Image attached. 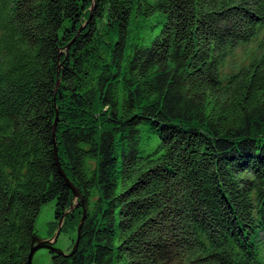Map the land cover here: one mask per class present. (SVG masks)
I'll return each mask as SVG.
<instances>
[{"label":"trees","instance_id":"16d2710c","mask_svg":"<svg viewBox=\"0 0 264 264\" xmlns=\"http://www.w3.org/2000/svg\"><path fill=\"white\" fill-rule=\"evenodd\" d=\"M50 200L53 264H264V0H0V264Z\"/></svg>","mask_w":264,"mask_h":264},{"label":"rangeland","instance_id":"374dc122","mask_svg":"<svg viewBox=\"0 0 264 264\" xmlns=\"http://www.w3.org/2000/svg\"><path fill=\"white\" fill-rule=\"evenodd\" d=\"M55 201L50 200L41 205L35 219V234L38 238L51 239L57 233L54 246L63 253L71 250L72 239L75 237L73 226L66 225V221L60 222L54 215ZM66 228V230H64ZM32 264H53L52 254L46 248L37 249L32 256Z\"/></svg>","mask_w":264,"mask_h":264},{"label":"water","instance_id":"95a60500","mask_svg":"<svg viewBox=\"0 0 264 264\" xmlns=\"http://www.w3.org/2000/svg\"><path fill=\"white\" fill-rule=\"evenodd\" d=\"M91 11H92V7H91ZM91 11H90L89 17H91ZM86 22H88V20ZM86 22L78 29L77 34L82 29V27L86 24ZM74 39H75V37L73 38V40ZM69 45H70V42L66 45V49H68ZM57 84H58V82H57ZM55 123H56V119H55L54 124H53L54 127H55ZM53 153H54V158H55V161H56V165H57L58 171H59L60 175L62 176L65 185L71 190L72 195H73V199L76 201L77 199L80 198V193H79L78 189L68 179V177L66 176V174L64 173L62 168L60 167V163L58 161L57 150H56L55 144H54V147H53ZM74 205H76V203H74V204H72L70 206V210L73 209ZM67 213H68V211H66L62 215V217L60 218V222H62L64 216ZM82 213H83L82 217L80 218L79 223H78V225L76 227V236H75V238L73 240V244H72L71 250L68 253H63L60 249H58L57 247L54 246V242L56 241L57 233L59 232V230H57V233H54V235L52 236L51 239L38 238L36 236V234H35L34 237H33V240H32V244H31V247H30V251H29L28 257H27V264H32V256H33L34 252L37 249H39V248H46L52 254V257L57 256V255L66 256V255H69V254L73 253L74 250L76 249V246L78 244V239L80 237V229H81V224H82V221H83V218H84V210H83Z\"/></svg>","mask_w":264,"mask_h":264}]
</instances>
